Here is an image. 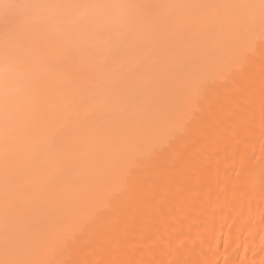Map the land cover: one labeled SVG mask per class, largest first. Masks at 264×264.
<instances>
[{
	"label": "bare ground",
	"instance_id": "obj_1",
	"mask_svg": "<svg viewBox=\"0 0 264 264\" xmlns=\"http://www.w3.org/2000/svg\"><path fill=\"white\" fill-rule=\"evenodd\" d=\"M11 2L0 261L264 264L259 0Z\"/></svg>",
	"mask_w": 264,
	"mask_h": 264
},
{
	"label": "snow or ice",
	"instance_id": "obj_2",
	"mask_svg": "<svg viewBox=\"0 0 264 264\" xmlns=\"http://www.w3.org/2000/svg\"><path fill=\"white\" fill-rule=\"evenodd\" d=\"M102 5H73V4H57V5H47L46 7H69V8H90V7H101ZM37 7H42L40 5H37ZM113 7H119V8H124V9H130V8H149L151 6L148 5H115ZM168 7H176V8H207V7H237L236 5H198V4H193V5H170ZM243 7H247L249 9H259V18H260V24L261 28L264 29V0H259V4L255 3H250L247 5H244ZM18 8V5L14 2H3L0 3V10H3L5 14H10L14 10ZM236 28L243 33H248L251 31V20L248 17L240 18L236 20L235 22ZM241 47H246L247 42L242 41L240 43ZM6 57L11 56V52H6L5 53ZM11 100V94L8 91H5L4 94V103L7 105ZM0 264H16V262H11V261H0ZM50 264H55V262H50Z\"/></svg>",
	"mask_w": 264,
	"mask_h": 264
}]
</instances>
